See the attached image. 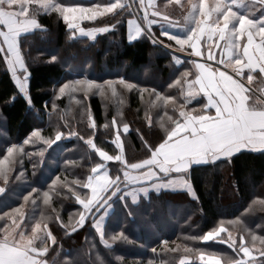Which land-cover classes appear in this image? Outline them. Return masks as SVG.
<instances>
[{
	"label": "snow or ice",
	"instance_id": "obj_1",
	"mask_svg": "<svg viewBox=\"0 0 264 264\" xmlns=\"http://www.w3.org/2000/svg\"><path fill=\"white\" fill-rule=\"evenodd\" d=\"M168 2L172 3V0ZM175 3L180 4V0H175ZM241 5H247V10L242 11ZM135 10L139 15L133 16V0H108L88 5L60 3L57 0H0V58L17 89L5 103L23 95L28 105L32 106L28 91L31 73L25 61L23 44L29 35L37 31L46 32L38 19L41 12L58 13L70 40L80 37L95 40L98 34L115 30L121 23L120 17L127 13L131 17L127 20V39L130 43L147 39L154 47L167 48L173 61L186 69L174 85H170L180 87L184 103L178 107L176 97L161 96L154 89L150 93L164 104V117L168 121L167 124H160L162 131L155 134L154 140L145 139L148 133L143 129L133 130L129 123H121L113 116L110 125L106 123L104 127L112 129L109 142L114 146V154L98 146L95 142L97 124L90 105L86 103L89 95L106 96L111 93L112 97H117L118 89H124L138 91L142 98L148 89H141L124 77L98 82L85 76L63 83L58 89V96L67 95L84 107L88 127L92 130L90 135H81L69 122L62 125L68 131L57 129L54 138L43 135V130L36 128L22 144L7 146L0 156V181L3 182L0 193H3L13 179L18 162L25 155H31L25 151L24 145L42 143L46 147L38 149L37 154L43 157L44 152L62 138L75 137L83 141L99 158L86 179L61 180L57 175L48 190L41 193L32 188L23 199L31 201L33 206L38 200L51 206L54 197L63 188H68L79 206L78 211L70 215L66 222L52 208L55 222L69 236L87 225L109 249L112 243L127 239L123 232L110 236L106 232L105 217L112 209L113 197L124 203L130 217L134 215L131 205L150 199L151 193L186 192L195 200L198 197L191 182L194 166L215 164L217 161L231 162L233 157L243 152L264 153V87H252L257 78L264 80V14L256 16L257 12L264 10V0H188L183 22L162 12L156 0H136ZM105 18H110L107 23ZM84 22L95 26H85ZM156 25L162 29L158 33L154 31ZM165 25L178 28L184 34L163 30ZM175 50L188 55L182 58ZM50 62H58V56H50ZM189 63L194 72L187 70ZM185 86L187 94L184 93ZM78 93L83 96H78ZM197 95L206 97V102L199 111L187 109L188 101ZM169 102L173 105L172 115L167 112ZM52 107L57 108L55 101ZM144 124L149 130L156 126L147 113ZM130 131L136 132L144 148V158L135 162L126 158L122 139ZM109 162H113L112 170ZM66 163L75 164V161ZM14 178L21 179L22 173ZM256 199L260 210L264 211V197ZM23 207L21 205L0 216V219L7 218L12 223L11 228L6 223L0 229V264H49L46 256L57 243V237L48 223L53 217L41 215L36 218L33 215L34 222L29 221ZM254 210L251 207L246 209L247 212ZM25 226L30 231H26ZM232 228L237 229V235ZM245 232L251 237V246L246 243ZM192 239L226 245L233 250L236 258L222 259L220 254L185 246L180 264H193L194 259H198L199 264H264V236H257L249 230L239 217L227 222V225L223 221L218 222L202 236ZM257 241L261 245L259 248H256ZM96 259L98 264H103L99 255Z\"/></svg>",
	"mask_w": 264,
	"mask_h": 264
},
{
	"label": "trees",
	"instance_id": "obj_2",
	"mask_svg": "<svg viewBox=\"0 0 264 264\" xmlns=\"http://www.w3.org/2000/svg\"><path fill=\"white\" fill-rule=\"evenodd\" d=\"M57 2L88 5L102 0ZM156 3L159 8L167 3L165 7L171 11L169 14L180 22L178 17L184 16L188 0H181L180 4L174 0L172 3L157 0ZM135 5L136 0H133V16L135 13L139 15ZM173 11H177V14ZM129 18L125 13L115 30L98 34L95 40L88 37L70 40L58 13L38 14L46 32L37 31L29 35L23 44L25 61L31 73L28 91L32 106L28 105L23 95H17L11 102L5 103L17 89L6 64L0 58V156L7 146L22 144L36 128L42 129L43 135L54 138L57 129L68 131L62 125L69 122L81 135H90L92 130L88 127L84 107L67 95L58 96V89L63 83L85 76L98 82L124 77L141 89H148L142 98L140 92L124 89H118L117 97H112L111 93L106 96L89 95L86 103L90 105L97 124L95 142L98 146L114 154V146L109 142L112 129L104 127L106 123L110 125L113 116L121 123H129L133 130L141 128L146 131L148 135L145 139H155V134L162 131L160 124H167L168 121L164 117V104L150 93L154 89L161 96L176 97L178 107L184 103V98L179 86L170 85H174V81L186 69L183 65H174L172 54L167 48L154 47L147 39L130 43L126 35V21ZM109 19L105 18L104 22L107 23ZM84 24L95 26L88 22ZM169 29L174 34H184L178 28ZM154 31L158 33L159 28L154 27ZM53 55L58 56V62H50V56ZM186 68L195 71L191 64H187ZM77 95L83 96L82 93ZM54 101L56 109L52 107ZM203 102L204 99L199 95L198 99L188 101L186 107L199 111ZM172 109L173 105L169 102V115L173 114ZM146 113L156 122L151 130L144 124ZM41 147L46 146L42 143L24 145L25 151L31 155H25L18 162L12 174L13 179L0 193V216L23 205V212L29 221H33V215L36 218L41 215L53 217L48 223L57 237V243L46 256L49 264H98L97 255L103 264H180V258L185 255V246L220 254L222 259L236 258L233 250L226 245L192 237L202 236L218 222L223 221L227 225V222L237 217L257 236H264V211L260 210L256 199L258 196L264 197V153L243 152L233 157L231 162L217 161L215 164L194 167L191 182L198 197L195 200L186 192L151 193L150 199H142L138 205H131L134 215L130 217L124 203L118 197H113L105 229L109 236L123 232L127 239L112 243L109 249L87 225L69 236L55 222L52 208L66 222L70 215L78 211L79 206L68 188H63L54 197L51 206L44 205L40 200L36 206L31 201H24L23 197L32 188L41 193L48 190L57 175L61 180L86 179L90 168L99 159L83 141L75 137L56 141L44 152L43 157L37 154ZM124 147L126 158L132 162L144 158V148L135 131L126 135ZM67 161H75V164H67ZM112 165L113 162H109L110 170ZM20 173L22 178L15 179ZM0 186H3L2 181ZM250 207L255 210L247 212L246 209ZM6 223L11 226V220L0 219V229ZM25 230L30 231V228L25 226ZM232 230L238 234L236 228ZM244 235L246 243L251 246L248 232ZM259 247L261 245L257 241L256 248ZM174 248L177 251H171ZM193 264H199V260L194 259Z\"/></svg>",
	"mask_w": 264,
	"mask_h": 264
},
{
	"label": "rangeland",
	"instance_id": "obj_3",
	"mask_svg": "<svg viewBox=\"0 0 264 264\" xmlns=\"http://www.w3.org/2000/svg\"><path fill=\"white\" fill-rule=\"evenodd\" d=\"M175 1V0H174ZM102 2H108V0H102ZM180 2H181V0H180ZM165 5H167V3L166 4H164L161 8H160V10L162 11V12H165V13H167V14H169V12H171L170 10H169V8L168 7H165ZM247 5H241V10L242 11H245V10H247ZM133 11H134V9H133ZM262 12H264V10H261L260 12H257L256 14H261ZM173 13L174 14H177V11H173ZM136 14V13H135ZM134 14V15H135ZM258 14V15H259ZM176 17V16H175ZM173 18V17H172ZM178 18H180V22H183V17H178ZM174 20H175V18H173ZM154 27H158L159 28V31L160 30H162L161 29V27L159 26V25H156V26H154ZM163 30H167V31H170V32H172L170 29H169V27L167 26V25H165L164 26V28H163ZM173 33V32H172ZM169 50V49H168ZM170 51V50H169ZM176 51V53L178 54V55H180L182 58L183 57H185V56H187L188 55V53H181V52H179L178 50H175ZM171 52V51H170ZM173 63H174V65H177L174 61H173ZM190 64V63H189ZM178 66V65H177ZM187 86H185L184 87V93L185 94H187ZM199 98V95H197V96H194V97H192L189 101H192V100H195V99H198ZM125 138H126V136H123L122 137V139H123V141H124V146H125ZM12 227V223H11V226H10V228ZM234 233V235H236V233L235 232H233ZM164 243V241H162L161 242V244H163Z\"/></svg>",
	"mask_w": 264,
	"mask_h": 264
},
{
	"label": "crops",
	"instance_id": "obj_4",
	"mask_svg": "<svg viewBox=\"0 0 264 264\" xmlns=\"http://www.w3.org/2000/svg\"><path fill=\"white\" fill-rule=\"evenodd\" d=\"M157 1V0H156ZM259 14V13H258ZM256 14V16H259V15H261V14H264V12H262L261 14ZM134 16H136V15H134ZM128 20V19H127ZM126 29H127V21H126ZM127 36H128V29H127V34H126ZM252 87L253 88H259V87H264V80H262V79H260V78H257V81L252 85ZM203 99H204V102L203 103H205L206 102V97H203L202 95H200ZM191 197V196H190ZM129 203H131V201H129ZM113 205V204H112ZM112 210V209H111ZM110 210V211H111ZM110 211H109V213H110ZM108 213V214H109ZM108 216V215H107ZM107 216L105 217V221H106V218H107Z\"/></svg>",
	"mask_w": 264,
	"mask_h": 264
},
{
	"label": "water",
	"instance_id": "obj_5",
	"mask_svg": "<svg viewBox=\"0 0 264 264\" xmlns=\"http://www.w3.org/2000/svg\"><path fill=\"white\" fill-rule=\"evenodd\" d=\"M204 165H206V164H204ZM204 165H197V166H194V167H198V166H204Z\"/></svg>",
	"mask_w": 264,
	"mask_h": 264
}]
</instances>
